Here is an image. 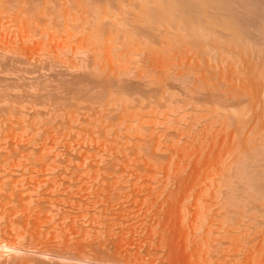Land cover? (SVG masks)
I'll use <instances>...</instances> for the list:
<instances>
[{
	"label": "bare ground",
	"instance_id": "1",
	"mask_svg": "<svg viewBox=\"0 0 264 264\" xmlns=\"http://www.w3.org/2000/svg\"><path fill=\"white\" fill-rule=\"evenodd\" d=\"M243 1L245 2V0ZM243 1L0 0V6H4H1L4 10H0V21H2L0 25L4 24L1 26L4 27H0V30L6 29L5 33L3 31V34L0 35L3 37V39L0 38V41L3 40L5 45V47L3 45V53L18 55L20 57H11L19 60L21 57L27 58V61L30 60L26 63L27 65L31 63V60L34 62V59L36 60L38 57L41 60V56L46 53H49L46 54L48 61L49 57L51 60L53 55H55V58L53 56L54 60L57 58L55 61L51 60V62H55H52V65L50 61V63L47 60H45L46 62L43 61L46 57L41 61L37 59V61L39 60L38 63L42 62V64H38L37 61H35L36 64L34 62L36 68L39 69L41 66L39 71L35 69L39 73H36L34 79L42 74L40 71L43 68L42 78L41 75L38 77L39 80L41 78L38 85L28 83V76L32 73L35 76V71L32 70L30 74L29 71L32 68L25 67V60L21 59V61L23 60L20 62L21 66L17 68L18 72L21 70L20 73L14 69L17 75L15 72H11L12 69L9 67L11 69L9 70L7 66L5 70H9L11 74L9 71L5 73L0 66L1 71L4 72L0 71V78L8 81L9 74L13 77L16 76V80L18 78L14 85L10 81L9 83L12 85L7 83L10 86H0V95L2 96L0 99L3 98V102H1L8 106L5 105L8 109H3L2 112L0 110V115H5L6 111L8 117L12 116L8 126L6 125L8 117L0 116V122L4 121V125L7 126V128H5L6 126L0 127V132L7 130L6 133H8V135L4 133L5 137H3V132L0 134V137L2 135L0 141V188L2 191H5L6 185L7 187L15 186V183L9 182L12 181L13 174L16 172L19 176L24 175V178L26 177L25 174L30 175L32 173L34 175L36 171H40L36 172L38 174L50 172L53 177L56 175L62 177L65 175L64 173H67L70 174L69 179L65 178L68 181L67 184H64L66 180L60 178L59 182L58 178L55 177L51 181L52 185L56 186L57 183H60L61 187L63 183V185H67L68 190L71 188L73 191L72 187L78 184L81 189L78 187L77 191L74 189L73 194L76 196L88 191L90 193L89 188H91L92 192L94 190L92 200L95 197L97 201H102L105 207L101 206L108 213L116 211L126 215L138 207V210L145 209L151 214L153 212V217L164 221L161 222L158 219L157 223L165 224L168 220H166V215H169L175 216L173 219L176 221L171 219L176 224L186 222V224L193 226L194 222L198 224L196 220L198 215H201L199 218L203 217L202 221L209 217L208 219L211 221L209 227L213 228L212 230L208 229L211 230L210 232L215 230L214 226L217 227L215 225L217 222L220 223L218 227L223 226L217 227L220 231H223V228L224 231H228L222 232L223 234L220 236H225V234L226 236L229 234V237L235 236V234L239 236L244 231L245 234H248L246 235L249 239L247 240L245 235L244 238L247 241L241 237L244 232L239 237L242 238L241 241H246L245 244L249 241L247 245L250 246L251 244V246L248 248L242 242L244 245L242 247L239 238L238 244L240 243V245L234 242L238 245L237 248H240V250L235 249L239 253L232 254L235 251L230 253L232 249H229V259L232 261L234 258L235 261H240L242 257L249 259L252 255L254 260L249 259L248 261L251 260L253 264L255 261H257L255 264H264V54L260 49L261 45L259 47V43L257 44L258 39L256 40V36L252 32L254 25L251 27L252 22L249 21L247 14H244L248 11H245L242 6V12L239 9L240 6L238 7V5H243ZM261 1H259L260 4ZM240 2L242 4H239ZM5 4H11V6L9 5L6 10ZM244 4L247 5L248 3L245 2ZM246 5L245 9L247 8ZM251 16L249 17L251 18ZM46 21L48 22L46 23ZM42 23H45L44 29V26L40 25ZM0 52L2 53V51ZM50 54L51 56H49ZM37 55L39 56L34 58ZM69 55L73 58H70ZM0 57L2 59V56ZM64 57L70 59L67 60ZM22 65L28 70L26 71V73L28 72V79L24 76L26 73ZM47 66H50L49 73L46 72L47 70L44 71V67ZM22 78L24 81L22 80L23 83L20 82L19 84L18 82ZM31 78L33 76L30 77V81L35 83L34 79L31 80ZM38 79L36 82L39 81ZM26 80L30 84L29 87L25 83ZM21 83L26 85H21ZM10 104H12L11 107H9ZM37 116L42 117V119L38 117L40 124H34L37 121ZM28 119H32L34 122L32 121V123L31 120L27 122ZM1 124L3 125V122ZM28 132L32 136L31 138L27 137L30 138V142L26 141L29 145L31 143L32 147L31 145L29 147L27 143L23 145L24 141L19 140L26 137L21 138L22 134L27 135ZM29 133L28 135H30ZM17 134L18 140L16 137L14 138ZM37 135L41 137V141L40 139L36 140ZM50 137L52 142L48 139ZM63 137L67 139H63ZM60 139H63L64 142L61 143ZM57 146L60 148V154H62L61 150L63 151L65 148L71 152L72 150L75 152L76 149L80 151L85 149L87 151H85L86 157L90 151L97 153L98 157L93 160L94 162L91 159V161H87L83 155L85 153H82L83 164L80 166L78 163L75 167L69 164H73V161L79 160L81 156H76L77 159H75L76 153L71 155L72 153L69 151L71 153L69 154L67 150L65 151L67 154L63 153V156L69 154L70 159L64 156L68 158V161H71L73 156L75 158L73 157L72 163L64 162L65 158L61 155L60 157H63L61 162L58 153L53 151L55 156L50 154V150L52 151ZM11 159L13 161H10ZM18 159L19 161H17ZM22 159L28 163L26 164L25 161L21 163ZM51 159L55 160L51 161ZM86 161L91 163L86 166ZM60 162L61 165L68 163L69 167L67 165L66 167L64 165L59 166ZM71 166L81 172L77 180H72L77 173L73 171L74 168L70 169ZM59 167H62L61 169L64 167V171ZM57 169H59L57 171L59 174H53ZM68 169L70 173L67 172ZM73 172L75 173L74 176ZM61 173L63 175H60ZM67 174L65 177H68ZM81 175H86V177L84 176L86 179L82 177L83 180L81 181L79 179ZM7 176L12 178H9L11 179L9 182ZM34 177L36 176L31 178L34 179ZM5 178H7L6 181H4ZM32 179L31 181H33ZM79 180L83 183H76ZM13 181L19 184L20 180L18 181L15 176ZM84 182H86L85 187H83ZM48 183L50 182L48 181ZM86 184L90 185L88 189ZM19 185L21 186V184ZM19 185L16 184V188ZM38 185L40 186V184ZM28 186L27 184L26 187ZM78 191L81 192L78 194ZM89 193L87 195L91 196ZM209 193L211 198H209ZM7 197H9V192ZM14 198L15 196H13ZM90 198L88 202L92 201ZM24 199H22V203L25 201ZM5 200L7 199L5 198ZM53 200L55 199L53 198ZM29 201L30 199L28 203ZM72 202L74 203V201ZM16 203L12 205H16ZM4 204L0 205L4 206ZM30 206L32 207V205ZM20 207L24 208L23 206ZM29 208L27 207L28 210L26 211L29 212ZM41 208L43 207L41 206ZM36 209L34 208V210ZM124 211L129 212L124 213ZM145 211L143 214H146ZM139 212L132 213L135 215ZM1 214L2 217L3 214L5 217V212ZM209 214L213 216H211L212 220ZM119 218L121 219V217ZM134 218L135 216L132 217L133 220ZM1 220L3 221V219ZM144 220H142L143 224ZM114 223H116L115 220ZM129 223L131 224V222ZM19 225L21 226V224ZM199 226L200 224L196 227L202 229V225ZM26 227L28 228V226ZM96 227L98 226L96 225ZM196 227L193 228L197 230ZM120 231L124 232L123 230ZM220 231L219 233H221ZM197 232L199 233V230ZM197 232L196 234H198ZM234 232L235 234H233ZM83 235L85 236V234ZM209 235L213 236L214 234L210 233ZM117 236L119 237V235ZM238 236H235V239L231 238L238 240ZM226 238L227 242L232 240ZM82 239L84 240V238ZM103 239L105 240V238ZM112 240L114 242V239ZM213 240L215 244L217 241ZM113 242L107 245H111ZM122 242L123 240L120 243ZM205 242L204 244H206ZM209 242L208 244L211 245L212 242ZM223 245V250H227L225 247L230 244ZM105 246H99V248L104 250ZM241 247L245 250H243L245 253L243 256L239 255L243 254L240 252ZM246 248L250 249V254ZM209 249L211 250V248ZM103 250V253L105 251L110 253L108 249ZM24 252L26 253V251ZM39 252L42 257L43 254L49 255L48 251ZM226 252L224 253L226 254ZM225 254L222 258L226 257L224 259L228 260L229 256ZM2 255L1 251V258ZM24 255L26 256V254ZM27 255L30 257V253ZM31 255L37 256V254ZM246 255L247 257H245ZM62 257L64 258V255H60L54 261H58L59 264L64 260ZM25 258L24 261L31 259L25 260ZM76 258L77 264L79 262H84V264L87 262L91 264H119L120 262H117V259H114L113 262L106 259L98 260L87 254H81ZM230 260L228 261L231 262Z\"/></svg>",
	"mask_w": 264,
	"mask_h": 264
},
{
	"label": "rangeland",
	"instance_id": "2",
	"mask_svg": "<svg viewBox=\"0 0 264 264\" xmlns=\"http://www.w3.org/2000/svg\"><path fill=\"white\" fill-rule=\"evenodd\" d=\"M243 0H241V2H242ZM259 1H261V0H245V2L246 3H248L247 5L246 4H244L245 2L243 1V5H238V7H239V9L241 10V7L243 6V8H244V10L245 11H248L247 13L245 12L244 14H247V16H248V18H249V21L250 22H252L251 23V27L254 25V27H253V29L252 30H254V31H252L253 32V34L256 36L255 38H256V40L258 39V41H257V44H258V46L259 45H261V48L260 49H262V51H263V54H264V28H263V26H264V0H262L261 1V4L259 3ZM239 3V4H242V3ZM254 2V3H253ZM256 2V3H255ZM1 4V3H0ZM16 4V3H15ZM15 4H13V5H15ZM249 4H251V5H249ZM10 6H11V4H9ZM8 4L6 5L5 4V8H6V10H7V8H8V6H9ZM52 5V4H51ZM245 5H246V9H245ZM257 5H258V7H257ZM261 5V7H259ZM2 6V5H1ZM1 6H0V10L2 9V10H4V8H1ZM2 7H4V6H2ZM252 7V8H251ZM258 8H261V9H258ZM10 9V8H9ZM8 9V10H9ZM90 9V8H89ZM256 9V10H255ZM261 12V15H260V12L258 11V10ZM1 10V11H2ZM10 10H13V9H10ZM255 10V11H254ZM242 12H243V10H241ZM263 11V12H262ZM240 12V11H239ZM258 12V13H257ZM241 13V12H240ZM250 13V14H249ZM253 13H255V14H253ZM250 15H252L251 16V18L249 17ZM259 16V17H258ZM263 17V18H262ZM258 18H260V19H258ZM48 19V18H47ZM47 19H45V20H47ZM256 19V20H255ZM258 19V20H257ZM263 19V20H262ZM51 20V19H50ZM52 20H54V19H52ZM254 20V21H253ZM262 20V21H261ZM258 21V22H257ZM3 22H5V21H3ZM7 22V21H6ZM5 22V23H6ZM45 22V21H44ZM48 21H46V23H47ZM0 23H2V21H0ZM263 23V24H262ZM44 24L45 23H42V24H40V25H43L44 26ZM255 24H257V26H255ZM259 24V25H258ZM2 25H4V24H1L0 25V27L2 26ZM42 26V27H43ZM4 27V26H3ZM3 27H1V28H3ZM50 27V26H49ZM260 29H259V28ZM0 28V29H1ZM45 28V26L43 27V29ZM255 28V29H254ZM39 29H42V28H39ZM47 29H49L48 27H47ZM50 30V29H49ZM3 31H4V33H5V31H6V29L4 30V29H2V31L0 30V35H2L3 34ZM260 33H259V32ZM261 31H263V32H261ZM2 33V34H1ZM263 34V35H262ZM2 36H0V38H1ZM1 39H3V37L1 38ZM0 39V40H1ZM260 40V41H259ZM263 42V43H262ZM0 44L2 45H0V51H2V53H1V55L0 56H2V59H1V57H0V66H2V71L4 70V72L6 73L7 71H9V70H14V69H16V71L18 70L17 68L19 67V66H21V63L20 62H22L23 60H25L24 61V63L26 64V63H28V61H30L29 59H28V61L23 57H21V59H23L22 61H21V59L19 60L18 58V61H16L17 59H15L14 57H17L18 55H10L8 52L5 54V53H3L4 52V50H3V40L2 41H0ZM4 47H5V45H4ZM260 47V46H259ZM2 49V50H1ZM44 52V51H43ZM43 52H42V54H43ZM9 54V56H7ZM38 54H40V53H38ZM46 54H49V53H46ZM46 54L44 55L43 54V56H41L42 57V59L44 58V57H46ZM4 55V56H3ZM53 55V54H52ZM11 56H14L13 58L11 57ZM39 55H37V56H34V58H36V57H38ZM49 56H51V54L49 55ZM54 56V58H55V55H53ZM53 56H51L52 58H51V60L53 59L54 60V58H53ZM3 57H5V58H3ZM18 57H20V56H18ZM48 57V56H47ZM47 57H46V59L44 58V62H46L45 60H47V62H51V60H50V57H49V61H48V59H47ZM58 57V56H57ZM67 57V56H66ZM66 57H64L65 59H67ZM69 57L70 58H73L72 56H70L69 55ZM33 58V59H34ZM70 58H68V59H70ZM4 59V60H3ZM8 59H10V60H8ZM13 59V60H12ZM37 59H39L40 60V58L38 57ZM37 59L35 60L34 59V62L35 61H37ZM41 59V60H42ZM57 59V58H56ZM55 59V60H56ZM67 59V60H68ZM6 60V61H5ZM15 60V61H14ZM38 60V61H39ZM40 60V61H41ZM54 60V61H55ZM3 61V62H2ZM38 61H37V63H38ZM54 61H52V62H54ZM12 63V64H10V63ZM16 62V63H15ZM18 62V63H17ZM32 62H33V60H31V63L30 64H26L25 65V67L26 68H29V69H31L29 72H30V74H31V71L33 70V71H35V69H38V68H36L35 67V65H34V62H33V64H32ZM49 62V63H50ZM51 62V65L53 64ZM6 63H7V65H6ZM47 64V65H50V64ZM55 63V62H54ZM9 64V65H8ZM23 64V63H22ZM35 64H36V62H35ZM38 64H42V62H40V63H38ZM37 64V66H39ZM17 65V66H16ZM32 65H34V66H32ZM44 66H45V64H43ZM9 68V70H5V69H7V67ZM15 66V67H14ZM23 67H24V65H22ZM32 66V67H31ZM6 67V68H5ZM13 67V68H12ZM24 67V71H25V73H26V71H28L26 68ZM41 67V66H40ZM40 67H39V69H40ZM48 67H49V70H48ZM34 68V69H33ZM45 69H44V71L45 70H47L46 72L47 73H49L48 71H50V66H47V67H44ZM47 68V69H46ZM1 69H0V71H1ZM20 69V68H19ZM22 69V68H21ZM39 69H38V71H39ZM11 70V72H15L16 73V75H17V72L14 70V71H12ZM23 70V69H22ZM1 71V72H2ZM20 71L21 70H19V72L18 73H20ZM23 71V72H24ZM4 72H2V73H4ZM10 72V71H9ZM11 72H10V74H11ZM22 72V73H23ZM42 72V74H43V68L41 69V71H40V73ZM46 72H44V73H46ZM14 73V74H15ZM36 73H39V72H37V70L35 71V76H34V73H32L30 76H28L29 77V79H28V77H27V74H28V72L26 73V75H24V76H26L27 77V79L29 80V82L28 83H30L31 82V85H33V84H36V85H38V84H40V80H41V78H42V74H39V76L38 77H40V75H41V78H40V80L38 79V77H37V79L39 80L38 82H36L37 81V79H34V78H36ZM1 74V73H0ZM8 75V76H10V77H13V75L11 76V75ZM31 76H33V78H31V80L32 79H34V81H35V83L33 82L32 83V81H30V77ZM8 78V81H6V79H2V78H0V86H8L9 84H16V81L18 80V78H17V80L15 79V77H13L12 79L11 78ZM26 77H25V79H26ZM24 78V77H23ZM23 78L22 79H20L19 80V84H20V82H22V80H23ZM2 79V80H1ZM3 80H5V81H3ZM13 80V81H12ZM16 80V81H15ZM28 80H26V82L25 83H27V81ZM1 81H3L2 83H1ZM11 81V83H9ZM24 81V80H23ZM5 85H4V84ZM7 83H9V84H7ZM23 83V82H22ZM21 83V85H24V84H22ZM27 83V84H28ZM11 84V85H12ZM26 85V84H25ZM10 86V85H9ZM28 87L30 86V84H28L27 85ZM27 86H25V88L27 87ZM27 87V88H28ZM2 96L0 95V98H1ZM3 99V98H2ZM2 99H0V110H1V112L3 111V109H8V108H6V107H8L5 103H2L3 101H2ZM2 101V102H1ZM13 102V101H12ZM2 105H4L3 107H2ZM5 105H6V107H5ZM11 105L12 104H10L9 105V107H11ZM5 111V110H4ZM4 113V112H3ZM2 114V113H1ZM1 116V115H0ZM3 116L5 117H8V113H7V115H6V111H5V115L3 114ZM3 116H1V117H3ZM9 116H10V114H9ZM0 117V118H1ZM12 117V116H11ZM11 117H8V118H10V119H8L7 118V120H6V125L8 126L9 125V123H11ZM38 117H40V116H37L36 118H37V121H35V123L34 124H40L39 122H38V119H42V117H40V118H38ZM15 118V120H17V118L16 117H14ZM32 118V117H31ZM2 119H6V118H2ZM1 119V120H2ZM33 119V118H32ZM28 119L27 120V122H30V120H31V122L33 121V120H35V119ZM14 120V119H13ZM15 120H14V122H15ZM42 121V120H41ZM3 122V125L1 124ZM2 122H0V127H2V128H4V126H6V125H4V121H2ZM16 122H18V121H16ZM20 122V121H19ZM22 122H23V120H22ZM34 122V121H33ZM32 122V123H33ZM43 123V122H42ZM7 126L5 127V128H7ZM1 129V128H0ZM4 130V129H3ZM3 131H1L0 132V134L2 133ZM7 132V130H4V132L2 133V134H7L8 135V133H6ZM29 133V132H28ZM28 133H27V135H28ZM4 134V136L3 137H5L6 135ZM10 134V133H9ZM30 135H23L22 134V136H21V138H23L24 136H26V137H24L23 139H19V137L17 138V136H18V134L16 135V136H14V138L16 137V140H22V142H23V145L24 144H28V141L30 142V138H31V136H32V134L31 133H29ZM21 135V133L19 134V136ZM264 135V134H263ZM38 136V135H37ZM35 137L36 138V140L37 139H40V141H41V137ZM1 137H2V135H1ZM0 137V141L2 140V138ZM27 137H30V138H27ZM82 138V137H81ZM49 139V141H51L50 139H51V137L50 138H48ZM63 139H67V138H65V137H63ZM61 140L60 142L62 143V142H64V140ZM3 140H4V138H3ZM26 140H28V141H26ZM40 141H38L39 143H40ZM66 141V140H65ZM21 142V143H22ZM32 142V141H31ZM52 142V141H51ZM33 143V142H32ZM29 145V144H28ZM30 145H31V147H32V144L30 143ZM30 145H29V147H30ZM59 147L57 146L56 148H54L52 151L50 150V154L52 155V156H55V154H54V152H56V153H58V155H59V160L62 162L63 161V157L64 156H67V155H64L63 156V153H65V154H67V152L69 153V149H64V148H61V149H64L63 151L61 150V153L62 154H60L59 152H60V148H59V150H57ZM21 150V149H20ZM68 150V151H67ZM31 151V150H30ZM54 151V152H53ZM58 151V152H57ZM65 151H67V152H65ZM77 151H79L78 153H79V155L77 154ZM82 151V150H81ZM80 150H77L76 149V151L74 152L73 150H72V154L71 153H69V154H71V155H74L75 153H76V155H75V157L77 156V157H80L79 158V160H74V158L72 157V160H74L75 161V163H74V161H73V164H69V165H73V166H75L76 167V164L78 165V163H79V165L81 166V164H83V161H84V158H83V156H82V153H85V154H83L84 156L86 155V150L85 149H83V151L81 152ZM86 151V152H85ZM28 152V151H27ZM74 152V153H73ZM80 152H81V154H80ZM89 152V151H88ZM30 153V152H29ZM69 154H68V156H69ZM97 154V153H96ZM95 154V152L93 151V152H89V154H87L88 156L85 158L87 161L88 160H92V162H94L93 160H95V158L97 159V157H98V155H96ZM63 156L62 158L60 157V156ZM67 156V157H68ZM94 156V157H93ZM77 157L75 158V159H77ZM92 157H93V159H92ZM16 158V157H15ZM15 158H13V159H15ZM58 158V157H57ZM65 158V157H64ZM69 159H70V157H68ZM68 158H65V161L64 162H67L68 161ZM81 158L83 159V161L81 160ZM230 158V157H229ZM229 158H228V160H229ZM13 159H11L10 161H13ZM56 159V158H55ZM54 159V160H55ZM62 159V160H61ZM232 159H233V156H232ZM231 159V160H232ZM53 159H51V161H54ZM56 160H58V159H56ZM72 160L71 161H68L69 163L71 162L72 163ZM80 160H81V162H80ZM90 160V161H91ZM17 161H19V159L17 160ZM24 161H25V159H22L21 160V163H24ZM86 161V166H88V163L90 164L91 162H87ZM49 162H50V160H49ZM61 162L59 163V166H62V165H64V163H62V165H61ZM25 163H26V161H25ZM28 163V162H27ZM26 163V164H27ZM68 163H65V167H66V165H67ZM68 166V165H67ZM73 166H71L70 167V169H72V168H74L73 169V171L75 172V173H77L76 175H75V178L73 177L74 176V172H73V179L72 180H77V177L81 174V172L79 171H77L76 170V168L75 167H73ZM80 166H78V167H80ZM69 167V166H68ZM62 168V167H61ZM60 167H59V169H61ZM59 169H57L56 170V172H54L53 174H55V173H58L59 174V172H57V171H59ZM64 167H63V169H61V170H63L64 171ZM63 171H62V173H63ZM77 171V172H76ZM14 172V171H13ZM36 172H40V171H36ZM35 172V174H37V175H33L32 173V176H30L31 174H30V172H29V174L30 175H28V174H25L26 175V177L24 178V175H17L16 173H14V174H16L15 176H16V179L19 181V184H21V186L18 184V182L16 183V181H13V180H15V176H14V174H13V179L11 178V177H8V182L12 179V181H10L9 183H11L12 184V182H13V184L15 183V186L13 185H10V184H8V185H10V186H8L7 187V185H6V188H5V191L3 190L2 191V189L0 188V192L2 191V193H0L1 195H0V204H7V205H5L4 204V206L2 207L1 205H0V252L2 251V253H3V255H2V258H1V256H0V264H23V263H26V264H29V263H31V264H48V263H50V264H58V261H54L55 260V258H57V257H59L60 255H64V258L62 257V264H77L78 263V260H77V256H79V255H81V254H87L88 256L90 255V257L91 258H94V259H100V260H103V259H106V260H112L111 262H113V261H115L114 259H117L116 261L117 262H119V264H232L233 262V264H253L252 263V259H253V257H252V255H251V257H249V259H251L250 261H248L249 259H248V257H247V255L245 256V257H247L246 259H244V257H242L243 255H245V253H244V248L242 249V247H244V245H243V243L245 244L246 243V241L249 239V237L247 238V235L245 234V232L244 231H242V232H244V234L241 232V231H239V232H241V234H243V235H241V234H239V236L241 235V237L242 238H244V235L246 236L245 238H247V240L246 241H241V239L242 238H240L239 236H238V234H235V232L233 233V234H235V236L237 237L238 236V240H237V238H236V240H234L235 239V236H231L232 238H234V239H232L231 237H229V234H228V236H226V234H225V236L224 235H222V236H220V234H223L224 232L226 233V232H228V231H224V228H223V231L221 230H219L218 228L220 227H218V225L220 224H218V222L215 224V225H217V227L216 226H214L215 227V230L214 231H217V232H215L214 233V231L213 232H210L212 229H211V227H209L210 225L209 224H211L210 222L211 221H209V217H207V220L205 221H202L201 219H203V217L201 218H199V216H201V215H198V219L197 220H199L200 219V221H197L196 219V223H198V224H195V222H194V226L193 225H190V224H186V222L185 223H180L179 221H178V219H177V222H179V223H175V222H173V218L175 217V216H169V215H166V222H168V223H170V219H171V223L169 224V225H167L168 223H166L165 222V224H163V223H161L162 221H163V219L161 220V219H159V220H161V222H158V223H161V224H158L157 223V221H159L158 219H156V217H153V212H152V214L151 213H148L147 211H145V209H140V210H138V207H137V209L135 210V211H142L141 213L139 212V213H135V215H133V213L132 212H135V211H132V212H129V211H127V212H129V214L127 213V212H125L124 211V213H127L126 215L127 216H129V217H127L125 214H123L122 215V213H119V212H116V211H114V213H112V212H105V210H104V208L102 207V206H104L103 205V203H102V201H100V200H98L97 201V198H95L94 197V199L92 200V193L94 192V190H93V192L91 191V188H89V190H90V193H91V196L89 195H87L88 193H89V191L88 192H84V193H80L81 191H84V190H81L80 192L78 191V194L80 193V196L79 195H77L76 196V194L74 195L73 194V191H74V189L76 190H78V188H80V186H78V184H75V186L74 187H72L73 188V191H72V189L70 188V190H68V188H67V185H63V183H62V185H61V187H60V183H57L56 184V186H53L52 185V183H51V181H53V178H55V177H57L58 179V181L60 182V178L61 179H64V180H66V179H69V175L67 174V173H64L65 175L67 174L68 175V177H65V175L64 176H60V175H63L62 173L59 175L60 177H58V175H56V176H54L53 177V175L50 173V172H48V174L47 173H42V174H44V175H42V174H38V173H36ZM67 172L68 173H70V170L68 169L67 170ZM27 173H28V171H27ZM50 173V174H49ZM80 173V174H79ZM71 174H72V172H71ZM27 175H28V177H27ZM39 175V176H38ZM52 175V176H51ZM12 176V175H11ZM30 176V177H29ZM33 176H36V177H34V179H32L31 177H33ZM49 176V177H48ZM86 177V175H81L80 177H79V179L82 181L85 177ZM21 177H23L22 179H20ZM42 177V178H41ZM45 177H48L47 179L45 178ZM50 177H52V178H50ZM72 177H70V178H72ZM83 177V179H81ZM9 178H11V179H9ZM33 180V181H31V179ZM66 178V179H65ZM36 179V180H35ZM41 179V180H40ZM45 179V180H44ZM86 179V178H85ZM7 180V178H5V180L4 181H6ZM24 180H26L25 182H24ZM79 180V181H80ZM29 181V182H28ZM41 181V182H40ZM48 181L50 182V183H48ZM76 182V183H83V182ZM8 182H6V183H8ZM25 183V184H23V183ZM30 182H32V184H30ZM34 182V183H33ZM40 182V183H39ZM66 183H64V184H67L68 183V181L66 180L65 181ZM72 182V181H71ZM85 183L86 182H84V186L82 185V184H79V185H82L83 187H85ZM16 184L17 185H19V186H17V188H19L18 190H17V188H16ZM27 184L29 185L28 187H26L27 186ZM35 184V185H34ZM38 184H40V186L38 185ZM46 186H45V185ZM48 184V185H47ZM50 184V185H49ZM25 185V186H24ZM77 185V186H76ZM87 185V189H88V187H90V185L89 184H86ZM23 186V187H22ZM30 186L32 187L31 189H30ZM38 186V187H37ZM81 186V187H82ZM22 187V188H21ZM25 187V188H24ZM45 187H47V188H45ZM50 187V188H49ZM53 187V188H52ZM76 187V188H75ZM78 187V188H77ZM83 187H82V189H83ZM3 188V189H4ZM11 188H13V189H11ZM29 188V189H28ZM34 188V189H33ZM36 188H38V189H36ZM62 188H65V189H62ZM22 189V190H21ZM33 189V190H32ZM36 189V190H35ZM40 189V190H39ZM46 191H45V190ZM54 189V190H53ZM68 191H67V190ZM81 189V188H80ZM9 190H11V191H9ZM16 190H17V192H16ZM29 190V191H28ZM32 192H31V191ZM36 192H35V191ZM39 190V191H38ZM76 190V191H77ZM22 191V193H20ZM24 191V192H23ZM26 191V192H25ZM49 191V192H48ZM56 191V192H55ZM5 192V193H4ZM8 192H9V197H7L8 196ZM15 192V193H14ZM27 192H29V193H27ZM40 192V193H39ZM70 192V193H69ZM71 192H72V194H71ZM11 193V194H10ZM31 193V194H30ZM47 193V194H46ZM51 193V194H50ZM74 193H77V192H74ZM89 193V194H90ZM4 194V195H3ZM64 194V195H63ZM66 194V195H65ZM7 195V196H6ZM20 195V196H19ZM22 195V196H21ZM34 195V196H33ZM47 195H49V196H47ZM61 195V196H60ZM72 195H74L73 197H72ZM84 195V196H83ZM208 195H210V193L208 194ZM6 196V197H5ZM13 196H15V198L13 199ZM36 196V197H35ZM76 196V199L74 198ZM78 196H79V198H78ZM90 198V200H92V201H89L88 202V197ZM19 197V198H18ZM28 197V198H27ZM38 197V198H37ZM56 197V198H55ZM61 197V198H60ZM71 197V198H70ZM80 197H84L83 199L82 198H80ZM4 200H3V199ZM5 198L7 199V200H5ZM10 198H12L11 200H10ZM24 198H26V199H24ZM34 200H33V199ZM53 198L55 199V200H53ZM209 198H211V195H210V197ZM16 199V200H15ZM22 199H24L25 201H23V203H22ZM30 199V201H29V203H32V204H30V205H32V207L29 205V203H28V200ZM59 199V200H58ZM84 200V201H82V200ZM9 200V201H8ZM13 200V201H12ZM15 200V201H14ZM18 200V201H17ZM20 200V201H19ZM33 202H32V201ZM70 200V201H69ZM80 200V201H79ZM87 200V201H86ZM101 202L100 204L98 203L97 204V202ZM3 201V202H2ZM8 201V202H7ZM35 201V202H34ZM59 201V202H58ZM72 201H74V203L72 202ZM77 201V202H76ZM2 202V203H1ZM17 202V203H16ZM41 202V203H40ZM66 202H67V204H66ZM85 202H86V204H85ZM88 202V203H87ZM8 203H10V204H8ZM15 204L16 203V205H12V204ZM26 205H25V204ZM34 203V204H33ZM62 203V204H61ZM82 203H84V204H82ZM96 203V205L94 206V204ZM36 204V205H35ZM39 206H38V205ZM54 204V205H53ZM8 205H10V206H8ZM58 207H56V206ZM71 205V206H70ZM73 205V206H72ZM90 205V206H89ZM102 205V206H101ZM6 206H7V208H6ZM20 206H23L24 208H22V207H20ZM41 206L43 207V208H41ZM45 206V207H44ZM15 207V208H14ZM17 207V208H16ZM27 207L29 208V212L28 211H26V210H28L27 209ZM63 207V208H62ZM76 207V208H75ZM77 207H79V208H77ZM105 207V206H104ZM15 209V210H13V209ZM26 208V209H25ZM34 208L36 209V210H34ZM40 208H41V211H40ZM74 208V209H73ZM103 208V209H102ZM139 208H141V207H139ZM6 209V210H5ZM9 209V210H8ZM10 209H12V210H10ZM24 209V210H23ZM55 209V210H54ZM63 212H61L60 210ZM5 210V211H4ZM53 211V213H51L52 211ZM64 210H65V212H64ZM71 210V211H70ZM93 210V211H92ZM99 210H101V211H99ZM9 211H10V213H9ZM12 211H13V213H15L14 215H13V213H12ZM16 211V212H15ZM33 211V212H32ZM36 211V212H35ZM43 211V212H42ZM96 211V213H94ZM99 211V212H98ZM118 211V210H117ZM145 211V213L146 214H143V212ZM4 213L5 212V217H6V219H5V217H4V214H3V217H2V214L1 213ZM8 212V213H7ZM34 212H35V216H34ZM61 212V213H60ZM123 212V211H122ZM19 213V214H18ZM31 213H32V215H31ZM49 213H50V215H49ZM55 213V214H54ZM83 213V214H82ZM94 213V214H93ZM105 213H106V215H105ZM116 213V214H115ZM119 213V214H118ZM131 213H132V215H131ZM10 214V215H9ZM36 214H37V217H36ZM42 214V215H41ZM57 214H58V216H57ZM95 214H97L98 216H96ZM101 214V215H100ZM136 214H137V217H136ZM210 214H212V212H210ZM210 214H209V216H210ZM28 215V216H27ZM31 215V216H30ZM40 215H41V217H40ZM64 215V216H63ZM67 215V216H66ZM83 215V216H82ZM90 215V216H89ZM103 215V216H102ZM121 215V216H120ZM130 215H131V217H130ZM142 217H140V216ZM40 218H39V217ZM53 216H55L54 218H55V220L53 219ZM121 217V219L119 218V217ZM127 218H126V217ZM135 216V218H134V220L132 219V217H134ZM146 216V217H145ZM212 216V215H211ZM211 216H210V219H211ZM8 217V218H7ZM10 217V218H9ZM15 217V218H14ZM17 217V218H16ZM48 217V218H47ZM86 217V219H84ZM93 217V218H92ZM96 217V218H95ZM139 217V218H138ZM148 217V219H150V220H148V222H146L147 220H146V218ZM206 217H204V218H206ZM213 217V216H212ZM19 218V219H18ZM124 218V219H123ZM126 218V219H125ZM130 218H131V220H130ZM1 219H3V221L1 220ZM11 219V220H10ZM25 219V220H24ZM35 219V220H34ZM109 219V220H108ZM139 219V220H138ZM143 219H145L144 220V224L142 223V220ZM16 220V221H15ZM20 220V221H19ZM42 220V221H41ZM54 222H53V221ZM57 220V221H56ZM61 220V221H60ZM63 220V221H62ZM105 220V221H104ZM111 220V221H110ZM114 220H115V222L117 223H114ZM122 220V221H121ZM126 220H130V221H126ZM141 220V221H140ZM212 220V219H211ZM9 221V222H8ZM12 221V222H11ZM39 221V222H38ZM46 222V223H44V222ZM50 221H52V222H50ZM74 221V222H73ZM75 221H76V223H75ZM104 221V222H103ZM152 222V224H151V222ZM154 221V222H153ZM174 221H176V220H174ZM202 221V222H201ZM14 222V223H13ZM19 222V223H18ZM32 222V223H31ZM38 222V223H37ZM59 222V223H58ZM85 222V223H84ZM122 222V223H121ZM125 222H126V224H125ZM128 222V223H127ZM129 222H131V224L129 223ZM141 222V223H140ZM150 222V223H149ZM164 222V221H163ZM206 222V223H205ZM37 223V224H36ZM54 223V224H53ZM62 223V224H61ZM112 223V224H111ZM119 223H121V224H119ZM142 224V226H143V228H142V226H140V224ZM156 223V224H155ZM175 223V224H174ZM202 223V224H201ZM208 223V224H207ZM19 224H21V226L19 225ZM51 224V225H50ZM61 224V225H60ZM99 224V225H98ZM101 224V225H100ZM111 224V225H110ZM124 224L126 225V227L124 226ZM139 224V225H138ZM155 224V225H154ZM185 224V225H184ZM200 224V226L199 227H201V225H202V229H203V231H202V229H198L196 226L197 225H199ZM205 224V225H204ZM18 225V226H17ZM86 225V226H85ZM96 225L98 226V227H96ZM152 225V226H151ZM154 225V226H153ZM181 225V226H180ZM183 225H184V227H183ZM20 226V227H19ZM26 226H28V228L26 227ZM50 226V227H49ZM111 226H112V228H111ZM122 226V227H121ZM124 226V227H123ZM140 226V227H139ZM167 226V227H166ZM191 226H193V227H196L197 228V230H199V233L197 232V230L196 229H194L193 227H191ZM204 226V227H203ZM15 229H14V228ZM19 227V228H18ZM86 227V228H85ZM95 227V228H94ZM106 229H105V228ZM119 227V228H118ZM137 227V228H136ZM157 227V228H156ZM221 227H223L222 225H221ZM220 227V228H221ZM227 227V229H228V226H226ZM8 228V229H7ZM21 228V229H20ZM33 230H32V229ZM45 228V229H44ZM50 228V229H49ZM114 228V229H113ZM136 228V229H135ZM142 228V229H141ZM211 229L210 231L208 230V229ZM53 229V230H52ZM96 229H97V231H96ZM109 229V230H108ZM110 229H112V230H110ZM146 229V230H145ZM185 229V230H184ZM57 230V231H56ZM59 230H60V232H59ZM84 230V231H83ZM88 230V231H87ZM101 230V231H100ZM120 230H123L124 232H122V231H120ZM141 230V231H140ZM186 230H187V232H186ZM189 230V231H188ZM194 230H196V231H194ZM221 232V233H219V231ZM70 231V232H69ZM98 231H100L99 232V234H98ZM105 231V232H104ZM144 231H145V233H144ZM206 231H208V233H205ZM14 232V233H13ZM36 232V233H35ZM38 232V233H37ZM40 232V233H39ZM49 232V233H48ZM62 232H64V233H62ZM67 232V233H66ZM72 232V233H71ZM84 232V233H83ZM90 232V233H89ZM104 232V233H103ZM106 232H107V235H106ZM111 232V233H110ZM196 232L198 233V234H196ZM223 232V233H222ZM237 232V231H236ZM238 232V233H239ZM27 233V234H26ZM43 233V234H42ZM46 233V234H45ZM56 233H58L57 235H56ZM87 233H89V234H87ZM92 233V234H91ZM119 233V234H118ZM138 233H140V234H138ZM214 234L213 236H215V237H213V236H208V234ZM51 234V235H50ZM67 234H68V236H67ZM83 234H85V236L87 237H85ZM87 234V235H86ZM103 234V235H102ZM123 234V235H122ZM156 234H158V235H156ZM195 234V235H194ZM231 235H233L232 233H230ZM252 234V233H251ZM7 235V236H6ZM40 235V236H39ZM57 237H56V236ZM91 235V236H90ZM117 235H119V237L117 236ZM199 237H198V236ZM216 235H217V237H216ZM23 236V237H22ZM89 236H90V238H89ZM96 236V237H95ZM99 236V237H98ZM103 236V237H102ZM191 236V237H190ZM195 236V237H194ZM221 238H220V237ZM224 236V237H223ZM22 237V238H21ZM37 237H39V238H37ZM56 237V238H55ZM61 237V238H60ZM79 237H80V239H79ZM108 237V238H107ZM126 237V238H125ZM141 237V238H140ZM164 237V238H163ZM190 239H189V238ZM201 237V238H200ZM226 237H228V239H232V240H230L231 241V243H230V241H228L227 242V238ZM19 238H20V240H19ZM70 238V239H69ZM82 238H84V240L82 239ZM86 238V239H85ZM99 238V239H98ZM103 238H105V240L103 239ZM111 238V239H110ZM116 238V239H115ZM119 238V239H118ZM120 238H123V239H120ZM223 238V239H222ZM239 238H240V241H241V245H243L242 247H241V253H243V254H239V255H242L241 257L243 258H239L240 259V261H235L234 260V258H232L233 260L231 261L229 258H230V254H228L229 253V249H232V250H230V253H232L233 251H235V249L237 248V246L238 245H240V243L238 244V242H239ZM24 239V240H23ZM33 239V240H32ZM68 239V240H67ZM92 239V240H91ZM112 239H114V242H113V240ZM193 239V240H192ZM202 239V240H201ZM207 239H208V241H207ZM212 241H211V240ZM213 239H215V242L216 243H218V244H216V246H215V244H214V240ZM219 239V240H218ZM243 239V240H244ZM82 240V241H81ZM86 240V241H85ZM117 240H123V242L122 243H120L121 241H117ZM164 240V241H163ZM222 240V241H221ZM223 240H224V242H223ZM234 240V241H233ZM16 241V242H15ZM20 241V242H19ZM55 241V242H54ZM97 241V242H96ZM108 241V243H106ZM196 241V242H195ZM199 241V242H198ZM206 241V242H205ZM210 241V242H209ZM4 242V243H3ZM11 242H12V244H11ZM91 242V243H90ZM111 242H113V244H111V245H107V244H109V243H111ZM194 242V243H193ZM204 242L206 243V244H204ZM208 242L209 243H211V245L212 246H214V247H212L210 244H208ZM222 242V244H220ZM233 242V243H232ZM234 242H236V243H234ZM243 242V243H242ZM26 243V244H25ZM31 243V244H30ZM106 243V244H105ZM116 243V244H115ZM119 243V244H118ZM223 243H224V245H223ZM228 243V244H227ZM248 243H249V241H248ZM247 243V244H248ZM3 244V245H2ZM58 244V245H57ZM63 244V245H62ZM74 244V245H73ZM95 244V245H94ZM122 244V245H121ZM203 244V245H202ZM208 244V245H207ZM220 244V245H219ZM230 244V245H229ZM234 244V245H233ZM247 244H245V245H247ZM6 245V246H5ZM103 245L105 246V245H107V246H105L104 247V250L105 249H108V252L110 251V253H107V251H105L104 253L102 252V248L100 249L99 248V246H102L103 247ZM113 245V246H112ZM198 245V246H197ZM201 245H202V247H201ZM207 245V246H206ZM222 245L223 246H226V245H229V246H227V247H225V249H227V250H223L224 248H222ZM233 245V246H232ZM9 246V247H8ZM31 246V247H30ZM60 246V247H59ZM95 246V247H94ZM109 246V247H108ZM209 246H211V247H209ZM218 246V247H217ZM220 246H221V248H220ZM248 246V248L251 246V244H250V246L249 245H247ZM10 247H12V248H10ZM19 247V248H18ZM33 247V248H32ZM88 247V248H87ZM107 247V248H106ZM111 247V248H110ZM114 247V248H113ZM140 247V248H139ZM190 247V248H189ZM231 247V248H230ZM234 247V248H233ZM90 248V249H89ZM134 248V249H133ZM196 248V249H195ZM209 248H211V250L209 249ZM248 248H246V250H248V252H249V250L250 249H248ZM2 249V250H1ZM3 249H5V250H3ZM18 249V250H17ZM200 249V250H199ZM204 249V250H203ZM212 249H214V250H212ZM218 249H219V251H218ZM238 250H240V248L238 247L237 248ZM13 250V251H12ZM23 250V251H22ZM37 250V251H36ZM103 250V251H104ZM142 250V251H141ZM199 250V251H198ZM209 250V252H207ZM237 250V251H238ZM244 250V251H243ZM7 251V252H6ZM24 251H26V253L24 252ZM28 251V252H27ZM39 251H44V252H46V251H48V253H49V255H46V254H43V257L41 256V254H40V252ZM203 251V252H202ZM226 252V254H228V260H230L231 262H229L228 260H226V259H224V258H226V257H223L222 258V256H224V252ZM10 252H12V253H10ZM13 252H14V254H13ZM85 252V253H84ZM142 252V253H141ZM202 252V253H201ZM221 252V254L219 255V253ZM9 253H10V255H9ZM30 253V257H29V255H27V254H29ZM131 253V254H130ZM156 253V254H155ZM215 253V254H214ZM224 253V254H223ZM234 253H237L236 251L235 252H233L232 254H234ZM239 253V252H238ZM237 253V254H238ZM251 252H249L248 254H250ZM7 254V255H6ZM13 254V255H12ZM20 254V255H19ZM23 254V255H22ZM24 254H26V256L24 255ZM31 254H37V256L35 255H31ZM69 254V255H68ZM107 254H108V257H107ZM145 254V255H144ZM206 256H205V255ZM207 254H208V256H207ZM217 254V255H216ZM223 254V255H222ZM225 254V255H226ZM9 255V256H8ZM105 255V256H104ZM118 255V256H117ZM135 255V256H134ZM159 257H158V256ZM215 255V256H214ZM3 256H5V257H3ZM7 256V257H6ZM22 256V257H21ZM31 258L30 260H28L29 258ZM33 256V257H32ZM40 256V257H39ZM46 256V257H45ZM70 256V257H69ZM76 256V257H75ZM138 256V257H137ZM212 256V257H211ZM220 256V257H219ZM227 256V255H226ZM20 257V258H19ZM26 257V258H25ZM36 257L38 258L37 260H36ZM42 257V258H41ZM66 257V258H65ZM143 257V258H142ZM208 257V258H207ZM231 257H233V256H231ZM4 258V259H3ZM8 258V259H7ZM22 258V259H21ZM24 258H25V260H28V261H24ZM28 258V259H27ZM34 260H33V259ZM67 258H68V260H67ZM76 258V259H75ZM201 258V259H200ZM213 260H212V259ZM215 258V259H214ZM9 260V261H7V260ZM23 260L22 262H21V260ZM40 259V260H39ZM41 259H43V260H41ZM75 259V260H74ZM210 259V260H209ZM220 259V260H219ZM222 259V260H221ZM238 259V258H237ZM18 260V261H17ZM20 260V261H19ZM51 260H53L52 262H54V263H52L51 262ZM71 260H72V262H71ZM143 260V261H142ZM207 260V261H206ZM226 260V261H225ZM243 260V261H242ZM254 260V259H253ZM5 261H7V262H5ZM43 261V262H42ZM68 261H70V262H68ZM77 261V262H76ZM201 261V262H200ZM21 262V263H20ZM28 262V263H27ZM38 262H40V263H38ZM48 262V263H47ZM59 262H60V260H59ZM66 262V263H65ZM74 262V263H73ZM227 262V263H226ZM247 262V263H246ZM251 262V263H250ZM255 262H257V261H255ZM255 262H254V264H255ZM61 263H59V264H61ZM115 263V262H114ZM79 264H84V262H82V263H80L79 262ZM85 264H91V263H85ZM257 264V263H256Z\"/></svg>",
	"mask_w": 264,
	"mask_h": 264
}]
</instances>
